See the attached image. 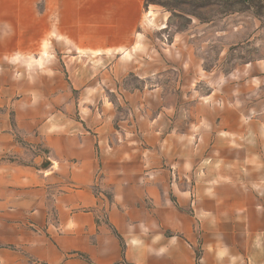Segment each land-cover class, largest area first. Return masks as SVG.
I'll return each mask as SVG.
<instances>
[{
  "label": "crops",
  "instance_id": "1",
  "mask_svg": "<svg viewBox=\"0 0 264 264\" xmlns=\"http://www.w3.org/2000/svg\"><path fill=\"white\" fill-rule=\"evenodd\" d=\"M15 1L0 0V264H264L263 202L236 176L249 119L117 129L87 99V60L137 43L146 0ZM45 43L88 55H28Z\"/></svg>",
  "mask_w": 264,
  "mask_h": 264
},
{
  "label": "rangeland",
  "instance_id": "2",
  "mask_svg": "<svg viewBox=\"0 0 264 264\" xmlns=\"http://www.w3.org/2000/svg\"><path fill=\"white\" fill-rule=\"evenodd\" d=\"M145 6L130 50L87 60V84L100 89L87 91V99L113 104L117 129L148 119L184 130L213 107H234L252 122L253 134L252 161L236 176L264 206V0H146ZM28 46V55H88L67 53L58 43Z\"/></svg>",
  "mask_w": 264,
  "mask_h": 264
},
{
  "label": "trees",
  "instance_id": "3",
  "mask_svg": "<svg viewBox=\"0 0 264 264\" xmlns=\"http://www.w3.org/2000/svg\"><path fill=\"white\" fill-rule=\"evenodd\" d=\"M147 2H149V0H147Z\"/></svg>",
  "mask_w": 264,
  "mask_h": 264
}]
</instances>
